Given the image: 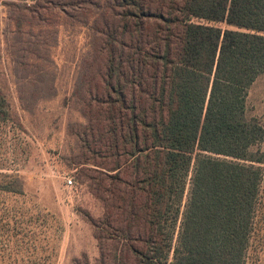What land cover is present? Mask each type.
<instances>
[{
	"label": "trees",
	"instance_id": "1",
	"mask_svg": "<svg viewBox=\"0 0 264 264\" xmlns=\"http://www.w3.org/2000/svg\"><path fill=\"white\" fill-rule=\"evenodd\" d=\"M103 5L94 29L102 66L80 81L76 132L95 167L81 175L104 209L90 219L97 264H255L264 153L254 149L264 127L248 119L247 99L264 76V0ZM24 196L21 175L0 173L1 200ZM8 214L9 243L20 234L9 232Z\"/></svg>",
	"mask_w": 264,
	"mask_h": 264
},
{
	"label": "rangeland",
	"instance_id": "2",
	"mask_svg": "<svg viewBox=\"0 0 264 264\" xmlns=\"http://www.w3.org/2000/svg\"><path fill=\"white\" fill-rule=\"evenodd\" d=\"M103 4L1 3L0 89L9 121L0 123V173L21 175L25 196L0 199V219L8 209L9 232L20 234L8 243L5 222L0 223V264H74L83 256L97 264L99 247L90 219L100 218L104 209L81 175L95 167L76 132L85 123L80 81L85 75L90 80L102 66L100 35L94 29ZM247 117L264 127V76L249 91ZM258 150L264 153V142ZM33 242L37 251L31 256ZM254 260L264 264V240L255 248Z\"/></svg>",
	"mask_w": 264,
	"mask_h": 264
},
{
	"label": "built area",
	"instance_id": "3",
	"mask_svg": "<svg viewBox=\"0 0 264 264\" xmlns=\"http://www.w3.org/2000/svg\"><path fill=\"white\" fill-rule=\"evenodd\" d=\"M68 184H69V185H73V181H72V180H69V181H68Z\"/></svg>",
	"mask_w": 264,
	"mask_h": 264
}]
</instances>
